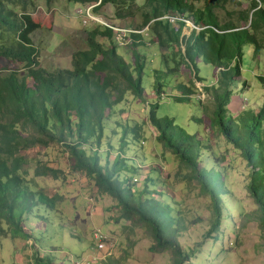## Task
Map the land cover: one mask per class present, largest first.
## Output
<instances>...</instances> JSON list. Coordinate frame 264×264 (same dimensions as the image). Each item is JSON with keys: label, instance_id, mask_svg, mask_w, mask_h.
I'll list each match as a JSON object with an SVG mask.
<instances>
[{"label": "trees", "instance_id": "obj_1", "mask_svg": "<svg viewBox=\"0 0 264 264\" xmlns=\"http://www.w3.org/2000/svg\"><path fill=\"white\" fill-rule=\"evenodd\" d=\"M36 1L0 0V60L21 65V68L0 71V236L9 232L12 239L32 238L36 244L33 235L26 234L21 225L39 209L55 211L58 197L49 198L41 190L34 191L28 186L27 160L22 152L35 146L47 148L50 144H59L68 155L71 170L92 181L100 196L117 202L122 220L146 228L154 242V252L169 251L172 264H189L193 252L188 253L177 240L182 227L171 207L154 200L147 186L137 193L134 190L137 180L135 183L127 177L120 180L119 172L127 167L122 159L103 165L98 151L93 150L94 145L100 146L107 122L116 106L125 101L126 94L139 103H146V120L154 130L157 144L189 170L187 181H197L202 192L209 193L218 216L213 228H218L217 196L224 189L223 176L202 165L203 154L208 153L209 147L197 134L187 133L171 117H159L158 104L145 100L142 79L147 64L145 53L139 48L145 50L147 41L158 47L168 75L180 78V69L186 68L202 84L198 61L218 70L216 83L203 87L213 100L211 127L241 153L250 168L247 191L258 207L264 235V101L258 113L243 110L233 116L228 109L233 93L231 86L241 76L243 47H252L253 59L264 50V0H247L248 9L239 11L238 21L246 27L231 21L221 23L217 15L226 5H239L246 0H145L141 7L135 0H64L82 7L94 5V14L103 6L111 5L120 20L139 12L142 22L133 31L146 29V34L125 35L129 42L125 48L131 50L126 55L130 58L128 61L117 53L118 37L113 31L95 25L86 33V48L71 54L70 66L51 71L41 67L39 51L31 40V35L40 27L31 18ZM45 1L50 5L54 0ZM167 16L190 19L200 30H191L186 36L182 31L185 23L170 22L164 18ZM257 79L264 89V77ZM162 88L157 81L158 98L163 94ZM174 89L176 103L189 102L197 92L193 81L188 84L179 81ZM194 120L203 123L202 119ZM117 125L121 128L123 144L128 139L131 143L144 140V124ZM131 171L138 175L136 168L131 167ZM57 172L41 166L33 173L35 177L56 179ZM2 221L8 231L1 226ZM107 259L111 264H120L110 257ZM34 262L51 263L49 258H37Z\"/></svg>", "mask_w": 264, "mask_h": 264}, {"label": "rangeland", "instance_id": "obj_2", "mask_svg": "<svg viewBox=\"0 0 264 264\" xmlns=\"http://www.w3.org/2000/svg\"><path fill=\"white\" fill-rule=\"evenodd\" d=\"M144 2L135 0L140 7ZM35 4L31 18L40 27L31 35V40L39 51L41 67L49 71L69 67L71 54L86 48V33L97 24L91 22L84 25L76 14L82 6L64 0H54L50 5L45 0H37ZM248 4L246 0L218 10L220 22L231 21L240 27L245 26L237 16L239 11L248 9ZM96 15L104 18L107 24L126 30L136 29L142 22L139 12L132 18L117 19L111 5L103 6ZM187 21L189 23H185L186 27L182 30L186 36L193 24L190 19ZM145 30L138 34L145 36ZM123 38L119 36L116 39L119 43L117 53L126 58L131 50L125 48V43L129 42ZM103 41L106 42L105 39ZM144 44L145 50L139 48V51H144L147 64L142 79L145 100L158 104L159 117H171L187 133L197 134L209 147L208 153L203 154L202 165L208 170L221 172L223 176L224 189L217 196L218 228H213L218 216L209 193H203L197 181H187L185 177L189 170L181 167L172 153L163 150L155 141L154 130L146 120V103H139L126 94L125 101L116 106L114 115L107 122L100 146L94 145L93 150L98 151L103 165L105 162L112 165L116 158L122 159L127 167L119 172L120 180L123 177L130 179L131 183L137 180L134 188L137 193L147 186L154 200L171 207L172 214L182 227L177 240L188 253L193 252L189 264H264V235L259 210L247 191L250 168L241 153L228 144L215 127H211L213 100L211 93L205 92L203 87L216 83L218 70L198 61V75L204 80L202 84L195 81L193 73L186 68L180 69V78L168 75L158 47L148 41ZM20 66L0 60V71ZM258 76L264 77V50L253 59L252 47L244 46L241 76L231 86L233 93L228 109L233 116L243 110L258 113L261 109L264 89ZM157 81L163 86V94L159 98L155 93ZM179 81L185 84L193 81L195 84L197 92L189 102L176 103L173 100L177 96L174 86ZM194 119H202L203 123L198 124ZM134 122L144 124V140L131 143L128 139L123 144L121 128L117 123L132 125ZM22 155L27 160L25 179L28 186L34 191L41 190L49 198L56 196L58 201L55 211L39 209L38 213L22 223L24 232L32 234L36 244L32 238L12 239L9 232L0 236V264H35L37 258H49L50 264H111L109 259L99 260L102 254L94 253L91 235L94 228L101 229L105 235L116 240V247L110 256L114 262L172 264L173 257L169 251L152 250L154 242L144 226L122 220L115 200L100 196L92 181L71 170L68 155L61 145L50 144L47 148L35 146L23 151ZM41 166L57 170L56 179L35 177L34 170ZM131 167L138 170V175L132 174ZM1 226L8 231L4 221Z\"/></svg>", "mask_w": 264, "mask_h": 264}, {"label": "built area", "instance_id": "obj_3", "mask_svg": "<svg viewBox=\"0 0 264 264\" xmlns=\"http://www.w3.org/2000/svg\"><path fill=\"white\" fill-rule=\"evenodd\" d=\"M260 7V6H259ZM94 5L91 6H84L76 10V14L79 18H81L84 25L87 23H95L97 25H101L103 27H107L108 29L112 30L114 35L117 37L123 36L129 34V33H139L137 31L133 30H126V29H120L116 28L115 26L109 25L105 22L104 18H99L98 15L93 13ZM165 19H168L170 22L174 21H182L184 23H189L187 20H182L177 17H164ZM191 30L199 31L200 29L195 27L192 24ZM122 34V35H121ZM136 182V180H135ZM92 240L94 243V253L102 254L101 257H98L100 261L110 257L113 254V251L116 247V240H114L110 235H105V233L101 229H92ZM94 260H97L94 258Z\"/></svg>", "mask_w": 264, "mask_h": 264}]
</instances>
